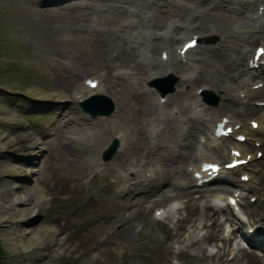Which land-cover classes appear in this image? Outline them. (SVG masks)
<instances>
[{
    "label": "rangeland",
    "instance_id": "rangeland-1",
    "mask_svg": "<svg viewBox=\"0 0 264 264\" xmlns=\"http://www.w3.org/2000/svg\"><path fill=\"white\" fill-rule=\"evenodd\" d=\"M108 1L103 0L97 3V0H74L64 3L61 7H54L45 0L42 2L41 0H0V209L2 204L6 205V202H12L15 196L20 195L21 186L29 195L32 187L34 198L40 200L37 204L39 211L36 216L22 217V213L17 210L18 206L14 211L15 219L11 214H5L0 210V243L6 252L5 260L8 264H174L176 262L178 264H235L229 261L227 255L225 257L216 255L214 258L206 256L203 247L207 239L210 242H216L215 247H211L216 248L222 238V228L220 229L219 222H215L210 231L209 222L206 221L205 230L210 234L206 241L201 238L200 229L205 219L213 216L211 211L198 208L197 205L201 202L195 203L191 201L192 197L182 196L185 207L179 212V216L185 223L180 221L181 230H176V227L171 229L151 219L154 210L151 207L152 200L145 201L149 197L145 195L146 192L138 196H134L136 190L124 194L119 192L118 182L121 179L117 178V175L124 172L119 167L123 157L130 161L126 162L131 165L130 167L134 166L138 159L141 160L140 164L147 162L146 156H150V160L158 158L164 162V165L166 162L165 168L169 165L180 168L179 164H176L181 161H183L180 163L181 166L185 164L182 159L183 154L188 150L189 143L194 144L198 129L204 128L202 117L205 118L206 115L214 117L233 112L238 118L243 114L249 118L257 112L262 114L260 111L249 113V109L253 111L249 105L239 106L235 102L228 103L227 99L222 101V96H226L227 91L221 92L215 86L211 87V91L213 98L220 99L218 107L207 106L208 111L205 110V112V106H202L199 108L200 112L195 110L196 105L193 103V93L200 86L199 84L209 81L206 78L207 70H218L221 65L234 64L229 73L230 76H234L237 72H235L236 68L243 67L244 57L240 51L245 45H242L243 43L237 38H226L225 34H221L222 37L214 35L212 36L216 39L214 47L210 43V47H201L202 49H198L193 54L196 61L201 59L206 62L197 65L199 79L189 85L182 81L189 77L190 70L183 71L180 66L182 72L180 70L178 73L174 72V77L177 76L178 80L174 84L175 91L168 97H173L178 92L183 93L185 101L182 108L186 110L185 113L181 110L173 114L171 107L175 105L171 99L168 100L169 103L165 108H159L151 91L144 97L143 95L139 97L140 100L149 102L153 112L151 114L134 113L131 109L134 103L126 108L123 102L120 104L119 114L110 120L109 118L102 119L104 122L84 120L75 97L77 88L84 86L85 77H90L100 68H93L96 69L93 70L90 66L86 67L81 63L84 69L80 71L77 66H80L78 59L89 56L92 41L75 38L70 32V26L72 25L73 30L77 32L79 24L86 22L90 28L103 34H107L109 30L113 34L115 29L118 34L113 37L125 44V33L131 30V27L123 24L131 15L136 18L137 23H143V17L148 11L157 9L156 14H169V11H176L175 0L167 8H164L167 4L154 5L147 0L143 1L144 5L141 3L142 0L141 2H138L139 0L137 2H134L136 0ZM220 1L226 8L225 1ZM185 2L192 6L181 9L180 14L193 16L194 9H191L193 4L202 1L185 0ZM226 2L230 6L233 1L226 0ZM92 4L96 6L93 5L94 8L89 9L91 13H87L92 14L91 23L89 18L88 21H81V19L76 21L77 19L72 18L69 21H62L64 17L59 18V12L51 11L62 9L81 17L83 8ZM75 5L81 7L80 12L70 9ZM120 9H123L122 12ZM118 11L120 14H115ZM219 11L220 9H215L211 12ZM225 13L235 15L231 12ZM105 14H110V17L113 15L120 21L111 25L105 24L104 21H100L104 18L101 16ZM154 19L159 21L157 16H154ZM227 22L224 24L230 32L231 23ZM205 23L213 24L209 19ZM64 24H69V29L64 28ZM102 30L105 31L101 32ZM110 31L109 36H111ZM153 31L161 30L153 29ZM181 31L175 34L178 36ZM237 43L242 47L240 48ZM139 76L133 79V84L136 85V96L143 87L144 75H142V81L139 80L141 75ZM74 88L75 94L72 92ZM15 91H22L27 96ZM257 94L263 99L264 88ZM191 97L192 100H190ZM114 101L118 110L119 101ZM62 108L65 112H62ZM61 113H63L62 118L59 119ZM154 114L159 119H163L162 124L166 129L159 135L155 146L150 147L146 135L147 126L141 122L137 124V121H145ZM143 115H146V118L140 119ZM167 119L173 122L175 129L173 136L171 127L167 130ZM193 125L197 126L196 131L189 133L188 129L190 126L194 127ZM120 128L129 130L127 135L128 141L131 142L128 143L123 154L118 155L111 161L112 163H107L109 165H103L107 167L102 174L94 175L98 182L91 180L90 176L93 172L103 167L96 165L91 167L96 153L103 149L112 136L116 137L114 133ZM138 128H140L139 131L142 130V133L136 135ZM74 134L81 136L82 140H72L71 137ZM162 135L165 136L162 137ZM263 135L264 132L258 133L260 137ZM118 137L121 138V136ZM179 143L181 148H177ZM185 143L187 146L183 145ZM143 146L147 148L142 150ZM245 147L247 150L253 149L249 145ZM171 148L173 150L175 148V152ZM178 150L182 152V156L178 155L176 158L175 154H179ZM260 167H262L263 179L260 194H264V162ZM27 168H29V174L24 171ZM162 176L161 173L155 178L159 179ZM169 184L166 181L160 188ZM115 185H118V188ZM202 193L198 192V195ZM140 196L146 198L138 201L137 198ZM254 209L263 212L264 204L258 202ZM170 218L174 217L170 215ZM19 219L21 220L18 221ZM40 228L44 231L38 230ZM32 229L39 231V234L30 233ZM212 252H214L213 249ZM237 257V264H264V259L255 255L238 253Z\"/></svg>",
    "mask_w": 264,
    "mask_h": 264
},
{
    "label": "bare ground",
    "instance_id": "bare-ground-1",
    "mask_svg": "<svg viewBox=\"0 0 264 264\" xmlns=\"http://www.w3.org/2000/svg\"><path fill=\"white\" fill-rule=\"evenodd\" d=\"M46 1V0H45ZM99 1H103V0H97V3ZM107 2H109L108 0H105ZM121 2L122 1H126V0H120ZM131 1V0H130ZM134 1V0H133ZM144 0H139L138 2H141L143 3ZM148 1V0H147ZM156 1V0H154ZM42 2V0H41ZM128 2V1H127ZM134 2H137L134 1ZM214 2V5H213V8H210L209 11H207L203 16H205L207 19H209L210 21L213 22V24H207L205 22H202L201 21V26H198L196 28H200L202 29V31H199V34L200 36L203 38V40L205 41V39H207V32L209 33H212V34H215V35H221V34H225L226 38L227 37H230L229 35V31H228V27L224 24L225 22H227V19L228 20H232L235 22V25H236V29L239 33H242V34H247V33H256L257 30H259V32H261L263 30V28H259V29H256V25L258 22H261L263 20V24H264V16H262V19L261 20H257L254 18V16H256L258 14V9L257 11H255L253 8H251L253 5H256V4H252V3H249L247 2L246 0L245 1H239L238 3L240 4H243L245 3L246 7L249 8V11L246 13L247 16V21H248V25H245L243 22H241L238 18H235L234 16L235 15H230V14H226L225 12H236V9L234 8H231L228 4H226V8L223 7L224 3L222 1L220 2H215V1H212ZM226 2V1H225ZM258 2H260V5L261 6H264V0H259ZM115 3V2H113ZM124 3V2H123ZM39 4V2H38ZM100 4V3H99ZM138 4V3H137ZM202 2H197L193 5H195V7H197V5H201ZM210 4V3H208ZM93 5L96 6V4H92L90 6H85L82 10V13H81V17L80 16H77V15H74V13L72 14L71 12H66V11H62V9H53L51 11H55V12H59V18L60 17H64V19L62 21H69L70 18H72L73 20L74 19H77L76 21H78L79 19H81V21H88V18L89 20L92 18V14L88 15L87 13L90 12L89 9H91V7H93ZM101 5V4H100ZM99 5V6H100ZM116 5V4H115ZM121 5V4H120ZM133 5V4H132ZM144 5V3H143ZM177 5L179 6H176L178 7L179 9H176L177 11L175 12H172V13H169V14H156V16L160 19L156 22H152V21H147V22H143V23H136L135 27H137L135 29L134 32H131L129 33L130 37L132 40H136V41H140L141 42V46L139 48V56L141 55L142 57H147L146 54L148 52H150V48L153 46V41H154V38H162L164 37V35H161L159 36L157 32L153 31V29H159L161 30L162 32H164L165 34L168 33V30L170 29V27L173 25V24H176L178 23L177 19L175 18L177 15L178 16H181V9L183 10L184 8L183 7H190L191 5H189L187 2H182V3H178ZM109 6V5H108ZM134 6V5H133ZM136 6V5H135ZM142 6V5H141ZM146 6V5H145ZM104 7V6H103ZM114 7V6H113ZM123 7V6H122ZM139 7V6H138ZM80 6H72L70 7L71 10L75 11V12H80ZM94 8V7H93ZM105 8V7H104ZM108 8V7H107ZM115 8V7H114ZM124 8V7H123ZM251 8V9H250ZM102 9V8H100ZM110 9V8H109ZM117 9V8H116ZM137 9V8H136ZM193 9V7L191 8ZM215 9H220V11L218 13H214V12H211L212 10H215ZM97 10V9H96ZM104 10V9H103ZM121 10V9H120ZM123 10V9H122ZM122 10L120 12H122ZM187 10V9H186ZM185 10V11H186ZM93 11V10H92ZM194 11V10H193ZM254 11V12H253ZM49 12V11H48ZM107 12V11H106ZM120 12H116L115 14H120ZM190 12V11H189ZM250 12H252V14H250ZM91 13V12H90ZM108 13V12H107ZM136 13V12H135ZM138 13V12H137ZM136 13V14H137ZM52 14V13H51ZM104 14V12H103ZM141 14V13H140ZM187 14V13H186ZM235 14V13H234ZM243 14V13H242ZM46 15V14H45ZM101 16V15H100ZM99 16V17H100ZM56 17V16H55ZM67 17V18H65ZM91 17V18H90ZM98 17V19H99ZM101 17H104L103 20H100V21H104L105 24H115L117 22H119L120 20L119 19H116L115 16H111L110 17V14L109 15H103ZM260 17V16H259ZM47 20V19H46ZM52 21V20H51ZM51 23V22H50ZM90 23H91V20H90ZM126 23V22H125ZM123 24V25H126V24ZM54 24V23H53ZM69 25V24H68ZM68 25L64 24V28H68ZM91 25V24H90ZM233 25V24H232ZM79 28H78V31L75 32L72 28V25L70 26V32L71 34L75 37V38H79V39H83V40H91V46H90V54H88L89 56L86 58H79V62H80V66L77 65L79 68H80V71H83L84 69V65L86 67L90 66L92 69L93 68H100L101 71L105 72V75L107 77H103V78H100L102 81H107L108 79V85H106V89L112 93H115L117 95V100L119 101V106L121 103L124 102L126 108L130 107L131 103H134V106H131L132 110L134 113H143V114H151L153 113L152 112V109L149 107V102L147 103L145 100H140L139 98L137 100H130L129 97L134 93V87L132 84L133 82H131L132 78L135 76H139V75H143V70H145V73L149 72L148 70L145 69H142L140 66H139V63L137 62V57H136V53H135V48L133 46H131L130 44H124L123 42H120L118 39L114 38L113 36L118 34V32L115 31V29L113 30V34H112V31L111 32V36H112V39H110L111 36H109V31H107V34H103V33H100L96 30H93L92 28H90L88 26V24L86 22L82 23V24H79ZM107 26V25H106ZM131 26V25H129ZM190 26L191 24L189 22H187L186 19H184L183 23L181 25H179L177 28H175V32H179L181 31L182 29L185 30L186 33H189L188 32V29H190ZM109 27V26H108ZM230 28V27H229ZM69 29V28H68ZM77 29V28H76ZM96 29V28H95ZM67 30V29H66ZM230 30V29H229ZM100 31V30H99ZM105 30H102L101 32H104ZM231 32V31H230ZM192 33H198V32H193ZM124 35V34H123ZM177 35L175 34L173 36V38L168 41L169 44H174L175 41L177 40ZM222 37V36H221ZM127 37H125L126 39ZM78 39V40H79ZM225 39V38H224ZM235 39V38H234ZM232 40V39H231ZM86 42V41H85ZM161 44V43H159ZM210 45V44H209ZM229 45V44H228ZM235 45V44H234ZM54 46V45H53ZM162 46L163 48H166L167 47V42L160 45ZM89 47V46H88ZM230 47V46H229ZM228 48V47H227ZM57 49V48H56ZM59 49V48H58ZM61 50V49H60ZM64 51V50H63ZM238 51V50H237ZM62 52V51H61ZM242 52V51H240ZM58 53H60L58 51ZM64 53V52H63ZM239 53V52H238ZM87 54V52H86ZM63 55V54H62ZM67 55V54H65ZM150 56V55H149ZM147 57V58H150L152 60H155V57ZM82 57V56H81ZM59 58V57H58ZM207 60V59H206ZM209 60V59H208ZM74 61V60H73ZM71 62V61H70ZM192 62V59H189L187 60V63L186 64H190ZM201 62H204L206 63L205 61L203 60H200L199 61L197 60L196 61V64L200 65ZM208 62V61H207ZM73 63V62H72ZM83 63V64H81ZM212 63V62H211ZM160 64L163 65L162 62H160ZM214 65V64H213ZM235 66L234 64H229V65H221L219 67L218 70H212V69H209L207 70L208 71V74L206 77L207 79H209V81H207V84H210V87L211 86H215L217 88H220V89H223L225 90V86L223 85V83L225 81H228L231 83V80H233V77L232 76H229V73H230V69L231 67ZM85 67V68H86ZM127 67L131 68V71H128ZM173 69L172 71L173 72H177V70L179 69L178 67H175V66H171ZM217 67V66H216ZM198 68L195 67L194 69H192L193 71ZM202 68V67H200ZM125 69V70H124ZM165 70L163 71L164 74H166L167 72H170L169 68L166 67L164 68ZM215 69V67H214ZM93 70H96V69H93ZM182 70V69H181ZM184 70V69H183ZM74 71V70H73ZM79 71V70H78ZM98 71V70H97ZM232 71V70H231ZM189 72V71H188ZM192 71H190L191 73ZM77 73V72H76ZM80 73V72H79ZM172 73V72H171ZM187 75V74H186ZM203 75V73H202ZM157 74L155 73H152L151 74V77H156ZM188 76V75H187ZM204 76V75H203ZM140 77V76H139ZM185 77V76H184ZM69 78V77H68ZM72 78V77H71ZM144 78V77H143ZM199 79V77H198ZM67 80V78H66ZM72 80V79H71ZM101 80H100V84L98 85V87L94 90H91L89 89L88 87L86 86H83V87H80V88H77V93H76V97L78 100H81V99H84L86 98L87 96L89 95H94V94H103V90H101ZM140 80V79H139ZM191 78H188V79H184L182 82L185 83V82H188L190 81ZM73 81V80H72ZM139 85V84H138ZM249 85V83L246 81V80H242V82L240 83V86L241 88L238 89L241 90L242 89V92L246 93L245 96H244V100H247L249 99L255 92L252 90V89H248L246 91H244V89ZM119 88V89H118ZM136 88V87H135ZM138 89H140L138 87ZM137 90V89H136ZM212 90V89H211ZM148 90H145L143 93H147ZM229 91V90H228ZM237 92V91H236ZM227 93V92H226ZM142 97V96H141ZM196 97H198V95H196ZM188 98H189V95H188ZM128 99V101H126ZM236 99H239V100H242L239 96L238 98ZM192 100V97L191 99ZM190 100L188 102H190ZM173 101V104L177 107V109L179 111H184L183 108H182V104L184 103L185 101V95H183V93H180L178 92L175 96L171 97V102ZM152 102V101H151ZM154 102V101H153ZM187 103V102H186ZM156 105V104H155ZM154 105V106H155ZM193 105V104H192ZM184 107V106H183ZM125 108V107H124ZM189 108V107H188ZM191 108V107H190ZM119 109V108H118ZM158 109V108H156ZM125 110V109H124ZM208 111V107H206L204 109V111ZM118 111V110H117ZM120 111V109H119ZM119 111L117 113V115L119 114ZM128 111V110H127ZM131 111V110H130ZM186 111V110H185ZM184 111V113H185ZM205 111V112H206ZM195 112V111H194ZM201 112V111H200ZM127 113V112H126ZM125 113V115H126ZM187 114V113H186ZM196 114V113H195ZM201 114V113H199ZM204 114V113H202ZM65 115V114H64ZM125 115H123L125 117ZM159 115V113H158ZM192 115V114H191ZM194 115V114H193ZM206 115V114H205ZM209 116V115H208ZM142 118H146V115L142 116L140 119ZM188 118V117H187ZM186 118V119H187ZM199 118V116H198ZM193 119V118H192ZM232 119V118H231ZM194 120V119H193ZM74 121V120H73ZM192 121V120H191ZM200 121V120H199ZM232 121V120H231ZM194 122V121H193ZM137 123V122H136ZM160 123H163V121H161ZM166 123H167V130H169V127H171L172 129V136L175 134V129L173 128L174 125H172V121L170 122L168 119L166 120ZM190 123V122H189ZM197 123V122H196ZM188 124V123H187ZM198 124V123H197ZM259 124H260V127L258 129H262L264 127V119H259ZM184 126H186L184 123H183ZM177 126V125H176ZM181 127V125H179ZM194 126V125H193ZM67 127V126H66ZM166 127V126H165ZM199 127V126H198ZM189 128V127H188ZM196 128L197 126H190V128L188 129V132L189 133H194V131H196ZM209 130L212 132L209 133V134H206V135H202L203 137H205L204 139V143L203 142H197V149L196 151L198 152L199 154V157L196 158V160H192V156H193V148H192V144L189 143L188 145V150L186 151L185 154H183V158L182 159H187L189 160V163L188 164H195L196 165V168H199L200 167V163L202 161H207V160H214L213 159V155H212V147L211 145H213V147H217L220 143L221 140H217L216 138L213 137V131H214V128H215V121H211L210 122V126H209ZM166 129V128H165ZM164 129V130H165ZM170 129V131H171ZM184 129V127H183ZM195 129V130H194ZM200 129V128H199ZM203 129V128H202ZM163 130V131H164ZM181 130V129H180ZM105 131V130H104ZM156 128H152L149 130V132L151 134H155L156 133ZM162 131V132H163ZM241 132H245L247 133V130L246 129H242ZM164 133V132H163ZM110 134V133H109ZM188 134V133H187ZM182 135V134H181ZM83 136V135H82ZM165 135H162V137H164ZM123 136H121L120 139H122ZM175 139V138H174ZM258 140H256L257 142ZM193 142V141H192ZM172 144V143H171ZM129 144H127L128 146ZM240 145V144H239ZM170 146V145H169ZM172 146V145H171ZM242 146V145H240ZM173 147V146H172ZM122 148H123V143H122ZM172 149V148H171ZM173 150V149H172ZM175 151V148L174 150ZM126 156V155H125ZM182 156V152L180 151V154H179V157ZM164 157V156H163ZM166 157V156H165ZM223 157L226 159L227 156L223 154ZM124 158V157H123ZM145 159V158H144ZM165 160V159H164ZM175 161H176V158H175ZM130 162V161H128ZM133 162V161H132ZM171 162V161H170ZM119 163V162H118ZM125 163V164H124ZM164 163V162H163ZM168 165V163H167ZM131 166V165H130ZM121 169H125L126 167V162L124 160H121V164L119 166ZM179 167H174L172 165H169V167L167 168V170H164V173H163V178L161 177V179H163V184L164 185L167 182H170V180L174 177V176H177L178 178L181 177V175L184 174V171H180L179 172ZM26 173L29 174V168H27L26 170ZM148 171H152V170H148ZM189 173L187 172L186 175H188ZM26 175V174H25ZM141 175H136V178H141L140 177ZM152 177V176H151ZM142 182H144L142 179H141ZM181 184H178V186H180ZM128 188H126L127 190ZM25 191L27 192V190H24V187L21 186L20 187V195H17L14 197L13 201L12 202H6V205H1V211L4 212L5 214H11L12 215V218H16L15 214H14V211H16L17 209V206L19 209V212H21L23 215L22 217L24 218H28V217H32V216H36L38 211H39V208L37 206V204H39V198L38 200H36L33 196V190H32V187L30 188L29 192H30V195L29 194H26ZM185 190L183 191H180V192H184ZM44 192V191H43ZM43 192L41 193V198H42V195H43ZM179 193V192H178ZM146 198L145 196L142 197L141 199H144ZM222 199V198H220ZM4 214V215H5ZM20 215V216H21ZM7 219V218H6ZM21 219H19L18 221H20ZM23 220V219H22ZM17 221V222H18ZM19 230V229H18ZM38 230H43L42 228L38 229ZM31 232H35L34 235L36 234H39V231L35 230V229H32V231L30 230V233Z\"/></svg>",
    "mask_w": 264,
    "mask_h": 264
},
{
    "label": "trees",
    "instance_id": "trees-1",
    "mask_svg": "<svg viewBox=\"0 0 264 264\" xmlns=\"http://www.w3.org/2000/svg\"><path fill=\"white\" fill-rule=\"evenodd\" d=\"M5 257H6V252L0 243V264H8L5 260Z\"/></svg>",
    "mask_w": 264,
    "mask_h": 264
},
{
    "label": "snow or ice",
    "instance_id": "snow-or-ice-1",
    "mask_svg": "<svg viewBox=\"0 0 264 264\" xmlns=\"http://www.w3.org/2000/svg\"><path fill=\"white\" fill-rule=\"evenodd\" d=\"M259 54L262 55V56H264V49L259 50Z\"/></svg>",
    "mask_w": 264,
    "mask_h": 264
}]
</instances>
